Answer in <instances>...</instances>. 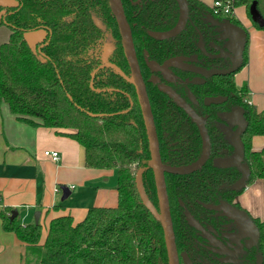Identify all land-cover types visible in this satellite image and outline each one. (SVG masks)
Returning <instances> with one entry per match:
<instances>
[{"label":"trees","instance_id":"trees-1","mask_svg":"<svg viewBox=\"0 0 264 264\" xmlns=\"http://www.w3.org/2000/svg\"><path fill=\"white\" fill-rule=\"evenodd\" d=\"M17 1L18 5L7 8L0 19V24L11 30L8 41L0 46V109L7 103L19 120L54 128L75 138L85 148L88 167L115 169L118 202L114 206H90L85 217L76 223L70 214L54 217L43 241L40 222L24 224L19 214L11 218L15 208L5 206L1 209L4 229L14 231L27 244L37 264H78L79 260L83 264H169L161 222L144 205L136 185V173L143 167L145 189L158 205L148 135L135 86L115 68H99L108 30L112 29L118 41L110 61L130 73L109 0ZM122 1L145 79L150 74L146 56L162 62L180 53H194L202 59L198 54L196 25L203 31L209 22V47L219 41L217 26L210 18L240 25L234 16L221 18L223 15L211 5L187 0L194 24L189 22L176 37L158 40L149 33L169 29L176 23V1ZM254 1L264 18V0H233L235 6L244 5L250 17ZM253 23L264 31V25ZM43 29L46 35L42 39L30 38V32ZM246 60L247 46L243 64ZM236 72L215 76L210 91L214 95H227V107L233 105L244 110L248 126L241 138L244 162L251 171L248 183H252L264 179V147L258 151L252 148L253 137L264 135V114L250 102L247 85L236 83ZM146 83L163 161L170 165L192 162L201 150L197 127L155 83L148 80ZM206 92L198 89L200 97ZM213 106L211 117L220 127L214 125L211 134L209 203L215 202L219 195L231 201L240 192L230 188L240 177V171L220 166L223 158L232 155L234 147L230 136L224 133L221 136V126L229 124L216 114L220 105ZM206 168L207 165L203 170ZM165 176L177 228L186 224L182 222L181 200L188 204L196 199L206 201L201 192L205 184L194 182L204 177L205 172L201 175L166 172ZM259 228L258 248L264 264V220L259 222Z\"/></svg>","mask_w":264,"mask_h":264},{"label":"crops","instance_id":"crops-1","mask_svg":"<svg viewBox=\"0 0 264 264\" xmlns=\"http://www.w3.org/2000/svg\"><path fill=\"white\" fill-rule=\"evenodd\" d=\"M211 5L214 0H199ZM16 0H0V7L14 6ZM1 15V13H0ZM234 17L248 33L247 60L236 72L238 85H247L249 100L264 114V31L257 28L244 5L236 6ZM10 28L0 24V46L7 42ZM36 41L44 36L42 30L29 34ZM264 147V135L252 139L253 150ZM45 150L60 153L57 160L44 154ZM115 169L92 168L86 165L85 148L75 138L54 128L32 126L10 110L7 103L0 109V264H37L34 253L14 231L3 227L1 209L10 206L19 211L22 223H34L40 211L42 241L54 217L72 215L81 221L90 206H114L118 202ZM70 188L63 198L62 186ZM254 217L264 220V179L248 183L237 197Z\"/></svg>","mask_w":264,"mask_h":264},{"label":"water","instance_id":"water-1","mask_svg":"<svg viewBox=\"0 0 264 264\" xmlns=\"http://www.w3.org/2000/svg\"><path fill=\"white\" fill-rule=\"evenodd\" d=\"M176 1L179 4L180 10L179 19L176 25L167 31L151 32V35L153 37L158 39L169 38L178 34L185 27V24L187 23L189 17L188 1ZM109 3L112 13L115 16L118 24L125 56L130 66V74L127 75L119 66L108 61V55L111 51V46L109 45H107L104 49L102 57L104 63L101 65V67L107 65L115 68L116 71H118L128 82L132 83L135 86L138 101L144 118L146 132L148 135L149 148L151 153V166L154 171V177L156 182L158 206L153 203L145 189L143 182V173L145 169L143 167L140 168L136 173L137 189L144 205L149 209L153 216L161 222L164 232L168 263L180 264L179 253L175 241V232L165 172L189 173L200 168L210 156V138L208 137L203 119L195 112L191 105L187 103L177 92H175V90L171 86L165 83H159V88L162 91L166 92L171 98H173L193 118V120L197 123L203 138V150L200 157L196 161L186 166H172L163 162L152 106L147 92L146 83L141 72L139 60L135 49V44L133 41L131 27L125 14L123 2L122 0H109ZM250 13L253 22L258 23L260 26L264 25V18L257 9L256 1L251 4ZM210 19L212 20L213 24L217 26V30L219 32L218 40L226 42V49H220L219 53L210 55L212 57H228L230 59V67H228L227 69H205L183 62L184 60H188L186 57H171L167 59L162 65H159L155 61H151V67L153 69L167 71L170 66H179L186 69H190L200 74H204L206 76L232 73L236 72L239 68H241L244 62V51L248 40L247 30L243 26L227 19ZM30 41L34 42V40L31 39ZM199 45L201 49L205 51L202 38H200ZM218 48L219 47L215 45V49ZM95 72L96 70L92 73V78L94 77ZM155 80L158 81V78H155ZM92 85L93 81H91V86ZM214 101L216 102V100ZM225 117L227 118V121L230 125L236 126L237 128L233 132V136L231 138V143L233 144L234 151L231 156L221 161L220 166L226 168L236 167L241 172V177L233 185V188L235 190L240 191L247 186L251 173L249 165L244 162L245 148L241 138V135L244 133L248 126V122L244 117V110L242 107L236 108L235 110L227 113ZM62 190L63 198H66L70 195L71 191L68 186H62ZM213 207L217 210H222L225 215L232 218L236 222L239 227L240 236L252 237L253 234H251V230H254L253 232L255 233V240L256 242L258 241L260 237L259 228L254 223L253 219L245 209L238 208L234 204L224 200ZM18 214V209H14L11 218L16 217ZM40 214V211H36L35 223L39 222ZM182 257L185 260L186 264H191L185 254H182Z\"/></svg>","mask_w":264,"mask_h":264},{"label":"flooded vegetation","instance_id":"flooded-vegetation-1","mask_svg":"<svg viewBox=\"0 0 264 264\" xmlns=\"http://www.w3.org/2000/svg\"><path fill=\"white\" fill-rule=\"evenodd\" d=\"M151 1H153V0H151ZM176 3L178 6V18H177V21H178L180 10H179V4L177 1H176ZM17 5H18V1H17V4L14 6H2V7H0V13H1L0 19L3 17L7 8L15 7ZM188 8H189V5H188ZM124 10H125V8H124ZM111 12H112V10H111ZM125 14H126V12H125ZM221 18H225V16H222ZM207 19L209 21V16L207 17ZM177 21H176V23H177ZM189 22L191 24H194V20L191 19V16H190V11H189V17H188L187 23L185 24V27L187 26V24ZM176 23L172 27H174L176 25ZM129 25H130V23H129ZM117 26H118V24H117ZM185 27L182 29V31L185 29ZM171 28H169V29H171ZM169 29L155 30V31H167ZM195 30L197 31L198 36H199V39L197 42L198 49H199L198 54L202 56V59L199 60L198 56H196L194 53H180V54H177V55H174L171 57H186L188 60H184L183 62H185L187 64H192L194 66L202 67L205 69H213V68L227 69L228 67H230V59L228 57H225V56H220V57H214L213 56L212 57L210 55V54L219 53L220 49H226V47H225L226 42L219 40V41L215 42V44L212 45V47H209V37H208V35H209V22L205 23V27H203V31H201V29H199V27L197 25L195 26ZM42 31L44 32V36H45L46 31L44 29ZM118 31H119V28H118ZM131 31H132V29H131ZM182 31H180L175 36H172L169 38L176 37ZM33 32H35V31H33ZM151 32H154V31H151ZM151 32L149 34L151 37H153L151 35ZM30 33H32V32H30ZM119 34H120V32H119ZM153 38H155V37H153ZM200 38H202V41H203V44L205 47V51H203L199 45ZM155 39H158V38H155ZM165 39H168V38H165ZM158 40H164V39H158ZM117 41L118 40L115 37L114 31L112 29H109L108 34H107V39H106L105 44H104L103 49H102V54H101L102 63H101V65L104 63L102 57H103V52H104L105 47L107 45L111 46V51L108 55V61L111 62L110 56H111L112 52L117 47ZM120 41H121V35H120ZM121 45H122V41H121ZM215 45L218 46L219 48L215 49ZM122 47H123V45H122ZM135 49H136V47H135ZM123 51H124V48H123ZM136 53H137V51H136ZM124 55H125V52H124ZM137 57H138V55H137ZM171 57H168L164 61L159 62L158 60H155V59H149L146 56L145 60H146V64H147V67H148L150 74L147 77V79H145L143 72H142L141 65H140L144 81H145V83H146V80L155 83L157 88L161 92H164V91H162L159 88V83H165V84H168L169 86H171L175 90V92H177L187 103H189L191 105V107L195 110V112L199 116H201V118L203 119V122L205 124L208 137L210 138V142H211L210 156L207 158L205 163L200 168H198L192 172H189V173H177V174H181V175L193 174V173H195L196 175H201L205 172L204 177L196 178L194 180V182L195 183L201 182L202 184H205V186L203 187V190L201 192H203L205 197H206V201H201L199 199L198 200L196 199L194 201V203H192V204L191 203L190 204L185 203L181 200V207H182L181 212L183 213V216H184V218L182 219V222H186V224L183 223L180 226H178L177 228L174 227L175 241H176V245H177V249H178V253H179L180 264H186L185 260L182 257V254H185L187 256V258L191 264H263V256L260 253L259 248H258L260 237H259L258 241L256 242L255 233L253 232L254 230H251V234H253L252 237L240 236L239 227L236 224V222L232 218L225 215V213L222 210H217L213 207V206L219 204L223 200L230 202V203L234 204L235 206H237L238 208L245 209L249 213L251 218L253 219L254 223L259 228V222L262 220L259 219L258 217L252 216L250 214V212L237 199V197L243 192V190L245 188L243 190H240V192L238 194L234 195V197L232 198L231 201H229L226 198H222L219 195V196H217V200L215 202L209 203V159L211 157L212 149H213V142H212V137H211L212 135L211 134L214 131L213 130L214 125L215 126L219 125L217 123L215 124L214 119H212V117H211L212 111L214 110L213 105L214 104L220 105V108L216 110V114L219 118L222 117V119H224L227 123H228V121H227V118L225 117V115L227 113L235 110L236 108H239V107H235L233 105L227 107L225 104L227 102H229V97L227 95H222V94L214 95L212 93V91H210V90H211V87L213 84V79L215 76L226 75L229 73L206 76L204 74H200V73L194 72L190 69H186V68L179 67V66H170L167 71H162V70H158V69H153L150 65L151 61H155L159 65H162L167 59H169ZM138 60H139V58H138ZM111 63H113V62H111ZM139 64H140V61H139ZM101 65L99 66V68L108 67L107 65L101 67ZM129 68H130V66H129ZM129 74H127V75H129ZM155 78H158V81H156ZM146 87H147V83H146ZM198 89L199 90H202V89L205 90L206 89L207 92L204 94L203 97H200V95L198 94ZM209 91H210V93H209ZM147 92H148V90H147ZM164 93L171 100H173L179 108H181L184 111V113L191 119V121L194 123V125L198 129V133H199V136L201 139V150H200L199 156L195 160L192 161V162H194L200 157L202 150H203V138H202V134L200 132V129H199L197 123L193 120V118L186 112V110L183 107H181L166 92H164ZM149 99H150V97H149ZM214 100H216V102ZM154 120H155V118H154ZM155 125H156V123H155ZM219 127H220V125H219ZM221 128H222L221 129L222 131L220 130L221 136H224V134H226V135L230 136V140H231V138L233 136V132L236 130L237 127L229 124V126L225 125L223 127L221 126ZM156 129H157V127H156ZM157 134H158V132H157ZM158 138H159V136H158ZM159 144H160V141H159ZM228 157L229 156H227L223 159H226ZM221 161H220V163H221ZM192 162H190V163H192ZM190 163L183 164V165H172V166H186V165H189ZM166 164H168V163H166ZM206 165H207V168H206V171H204L203 167ZM224 168H226V167H224ZM227 168H233V167H227ZM234 168H236V167H234ZM240 177H241V172H240ZM237 180H235L230 187L233 190H235L233 188V185L235 184V182ZM224 185L225 184H222L221 187H224ZM229 185L230 184L228 183V187H229ZM196 191H198V190H196ZM235 191H237V190H235ZM169 202H170V200H169ZM156 206H158V205H156ZM171 214H172V212H171ZM172 220H173V218H172ZM194 220H195V222H194ZM173 226H174V222H173ZM259 231H260V228H259Z\"/></svg>","mask_w":264,"mask_h":264},{"label":"built area","instance_id":"built-area-1","mask_svg":"<svg viewBox=\"0 0 264 264\" xmlns=\"http://www.w3.org/2000/svg\"><path fill=\"white\" fill-rule=\"evenodd\" d=\"M211 7L216 13H221L223 16H234L236 6L233 0H214ZM44 154L53 160H57L60 157V153L56 150H45Z\"/></svg>","mask_w":264,"mask_h":264},{"label":"rangeland","instance_id":"rangeland-1","mask_svg":"<svg viewBox=\"0 0 264 264\" xmlns=\"http://www.w3.org/2000/svg\"><path fill=\"white\" fill-rule=\"evenodd\" d=\"M78 264H83V262L81 260H79Z\"/></svg>","mask_w":264,"mask_h":264}]
</instances>
